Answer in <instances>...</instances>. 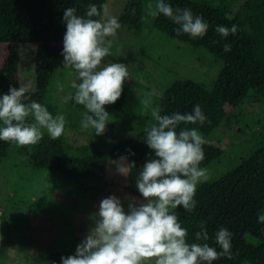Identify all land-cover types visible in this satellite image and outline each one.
<instances>
[{
	"label": "rangeland",
	"instance_id": "1",
	"mask_svg": "<svg viewBox=\"0 0 264 264\" xmlns=\"http://www.w3.org/2000/svg\"><path fill=\"white\" fill-rule=\"evenodd\" d=\"M127 1L106 0L101 18L115 16L119 20ZM206 1L215 6L229 5L230 14L235 15L246 0ZM149 2L155 5L156 0H143L144 26L140 32L120 24L117 35L109 37L113 45L104 63L127 65L131 78L125 81L128 94L122 108L110 112L102 135H96L91 128L82 131L81 120L86 110L74 99L65 102L66 96L75 93L72 82L79 81L75 70L64 66L63 45H19L18 85L25 87L26 96L45 105L53 116L65 117L62 138L71 155L83 156L94 148L108 150L115 142L154 123L150 108L145 110L141 104L146 93H157L153 97L154 107L175 81L192 80L210 89L218 76L222 61L208 50L152 28L153 18L145 13ZM6 57L7 44L0 42V69ZM4 94L0 92V96ZM225 109L227 116L220 125L206 136L200 133L208 144L223 150L219 158L203 167L208 171L209 182L240 164L257 137L264 134L262 101L247 96L236 107L225 105ZM205 124L210 125L208 119ZM120 165L125 174L119 171ZM136 179L124 155L110 163L105 183H82L55 171L32 167L22 154L0 158V264H48L47 255L52 251L66 257L75 255L77 246L95 226L102 199L117 196L125 211L129 203L143 200Z\"/></svg>",
	"mask_w": 264,
	"mask_h": 264
},
{
	"label": "trees",
	"instance_id": "2",
	"mask_svg": "<svg viewBox=\"0 0 264 264\" xmlns=\"http://www.w3.org/2000/svg\"><path fill=\"white\" fill-rule=\"evenodd\" d=\"M166 2L174 9L189 8L195 15L202 16L209 24L206 35L193 38L183 32L177 34L179 26L163 14L153 18L152 28L191 46L203 47L222 61V67L210 89L192 80L172 83L159 97L161 114L190 113L199 104L210 125L181 124L177 130L195 128L206 136L227 116L225 105L236 107L247 96L264 103V0H246L235 15L230 14L229 5L215 6L206 0ZM105 3L106 0H0V42L7 44V57L0 69V92L8 94L10 87L19 88L20 44L63 45L64 11L74 7L77 15L84 16L88 5L96 4L102 15ZM143 6V0H128L119 23L130 31L140 32L144 26ZM101 15L92 19H100ZM234 24L237 26L235 35L223 37L215 31L218 25L231 28ZM225 44L231 45V51L223 50ZM127 94L125 82L121 97L115 104L105 105V110L110 114L121 109ZM145 135L142 131L115 142L108 150L94 148L86 155L74 156L68 152L62 136L53 140L44 134L34 146L17 147L14 142L0 141V158H16L22 154L32 167L55 171L82 183H105L107 168L118 157L126 156L129 170L136 176L154 157L144 140ZM203 147L205 158L201 168L223 153L220 147L208 143ZM194 199L197 203L192 212L182 206L174 210L182 227L188 230L189 243L204 242L195 240V234L203 225L209 236L207 243L220 251L215 233L223 227L232 233V258L222 257L213 264H264V222L258 221V217L264 215V134L257 137L249 155L240 164L213 182H202ZM62 257L66 256L52 251L47 255L48 264H61Z\"/></svg>",
	"mask_w": 264,
	"mask_h": 264
},
{
	"label": "clouds",
	"instance_id": "3",
	"mask_svg": "<svg viewBox=\"0 0 264 264\" xmlns=\"http://www.w3.org/2000/svg\"><path fill=\"white\" fill-rule=\"evenodd\" d=\"M146 16L156 18L163 14L179 27L181 32L193 38L206 35L209 24L191 9L173 8L166 0L149 2ZM133 14L135 10L133 9ZM96 4H89L84 16L69 7L64 11L66 33L63 39L64 66L76 72L71 84L74 99L86 110L81 120V130L94 129L96 135L104 134L109 122L105 105L115 104L122 95L123 86L131 78L127 65L104 63L111 55L113 40L121 27L115 16H100ZM143 20L144 17H141ZM215 31L223 37L235 35L237 26L218 25ZM225 52L231 45L225 44ZM27 89L10 87L8 94L0 96V141L14 142L19 146L37 145L44 136L55 140L65 130V117L53 116L48 108L26 96ZM157 93L149 92L141 100L145 110L150 108L151 123L145 128V142L153 151L139 172L136 188L143 200L132 202L125 211L121 200L110 195L100 201L95 226L77 246L75 255L61 258V264H213L226 257L232 258V233L220 228L215 233V243L221 249L210 246L204 226L195 234L196 241L189 243L188 230L182 227L174 211L178 207L192 212L197 186L209 179L206 168L200 164L205 158L204 145L208 141L195 128H181V124L203 125L207 117L199 104L190 113L161 114L159 105L152 106ZM31 118V120L29 119ZM123 161L124 158L122 157ZM119 171L125 174L124 166ZM264 222V215L258 217Z\"/></svg>",
	"mask_w": 264,
	"mask_h": 264
}]
</instances>
